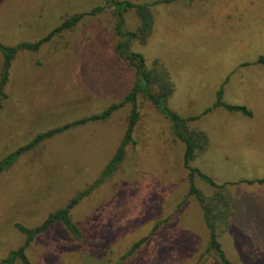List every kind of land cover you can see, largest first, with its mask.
<instances>
[{"label": "rangeland", "instance_id": "obj_1", "mask_svg": "<svg viewBox=\"0 0 264 264\" xmlns=\"http://www.w3.org/2000/svg\"><path fill=\"white\" fill-rule=\"evenodd\" d=\"M127 1L151 4L154 18L147 44L134 42L132 50L148 67L159 60L174 88L168 108L199 117L190 127L207 136L206 150L190 166L225 185L226 199L235 204L229 226L217 227L226 259L264 264L258 221L264 185L256 182L264 178V0ZM104 4L0 0L4 46L37 42L64 18L86 14L36 52L19 51L12 60L0 103V161L36 135L98 114L130 91L134 71L115 52L119 38ZM97 7L103 9L90 15ZM125 22L128 30L137 28L133 10ZM219 90L222 102L245 106L251 116L222 108L203 115ZM136 106L138 121L122 162L69 213L80 238L54 225L26 248L31 264H218L208 250L203 211L188 193L184 145L153 104L139 98ZM130 110L126 104L105 121L58 134L0 174V262L24 244L16 225H40L100 177ZM194 182L205 198L214 196L213 188Z\"/></svg>", "mask_w": 264, "mask_h": 264}, {"label": "trees", "instance_id": "obj_2", "mask_svg": "<svg viewBox=\"0 0 264 264\" xmlns=\"http://www.w3.org/2000/svg\"><path fill=\"white\" fill-rule=\"evenodd\" d=\"M193 1L195 0H189V2ZM104 3L105 7H109L112 11L114 31L119 38L115 45V52L118 57L134 71V82L130 91L118 104H111L98 114L83 117L36 135L26 145L20 147L17 151L7 155L0 161V174L9 169L20 155L34 149L41 143L70 129L84 126L92 122L105 121L114 111L129 104L131 105V110L127 119L124 136L113 157L106 164L100 177L93 184L78 192L63 208L50 213L40 225L31 229L16 225V229L25 237L24 244L18 249L10 252L5 259L1 260L0 264H13L15 261H19L21 264H31L25 255L26 248L34 238L46 233L56 224L63 226L73 238H80V232L77 226L71 222L69 213L82 199L91 194L95 188L107 180L122 162L125 148L132 141L133 131L138 121L136 104L139 98L145 99L155 106L169 122L174 138L184 145L183 166L187 171L188 193L195 198L203 211V221L208 233V250L213 252L218 264H232L226 259L218 241L217 227L220 224H227L229 226L230 219L235 212V204L231 202V198L226 199L227 194L224 193L225 185L216 184L198 169L190 166V163L199 154L203 153L207 147V136L205 133L190 127V124L199 117L184 118L171 111L167 106V100L173 94L174 88L169 73L157 59L148 67L145 58L141 55L142 53L140 54L132 50V43L136 42L140 46H144L147 44L151 35L154 27V18L151 10L152 5L149 3L135 4L127 0H104ZM102 9L103 7H97L90 12V15ZM130 10L135 12L139 20L137 28L133 31L126 28L125 22V14ZM85 15L86 14L82 13L64 18L56 29L37 42H24L15 46H4L0 44V53L2 55V64L0 68V103L3 98H5L4 89L8 81L10 66L15 55L19 51L36 52L44 43L48 42L53 35L61 30L73 28ZM260 62H264V59H260ZM216 108H222L231 113H240L244 116H251V112L245 106L229 105L222 102L221 90L216 93V99L211 108L205 110L203 115ZM195 179L213 188L215 190L214 196L210 199L205 198L201 191L195 186ZM256 182L258 184H264V178ZM139 244L140 243H137L127 255L131 254Z\"/></svg>", "mask_w": 264, "mask_h": 264}, {"label": "crops", "instance_id": "obj_3", "mask_svg": "<svg viewBox=\"0 0 264 264\" xmlns=\"http://www.w3.org/2000/svg\"><path fill=\"white\" fill-rule=\"evenodd\" d=\"M260 185H264V184H260ZM261 192V191H260ZM264 192V190H263ZM259 201H258V221L260 223V228L262 229L260 236L262 237V241H264V198L262 199V197H258ZM262 245H264V242L261 243ZM260 244V246H262Z\"/></svg>", "mask_w": 264, "mask_h": 264}]
</instances>
